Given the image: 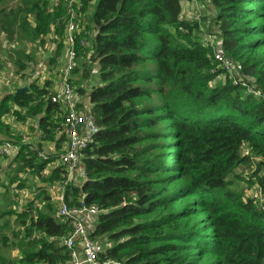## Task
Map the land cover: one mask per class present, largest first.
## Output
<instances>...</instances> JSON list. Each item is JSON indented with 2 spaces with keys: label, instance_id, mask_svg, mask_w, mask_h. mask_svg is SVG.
I'll return each mask as SVG.
<instances>
[{
  "label": "trees",
  "instance_id": "trees-1",
  "mask_svg": "<svg viewBox=\"0 0 264 264\" xmlns=\"http://www.w3.org/2000/svg\"><path fill=\"white\" fill-rule=\"evenodd\" d=\"M90 1L81 0L78 13H85ZM201 1L212 6L219 50L238 63L262 97L248 95L250 83L233 85L228 77L211 86L220 71L197 21L182 17L183 0H95L88 19L93 37H83L87 48L79 47L83 39L74 36L76 57L88 53L90 65L76 66L70 76L92 81L88 91L78 86L76 93L86 100L99 130L84 151V181L66 188L64 198L70 207L81 198L97 207L88 232L103 247L100 259L264 264V212L243 202L227 179L246 163L243 146L264 166V0ZM47 3L23 0L24 7H18L33 24L0 9V35L11 40L19 34L41 43L55 23L61 34L63 0L53 17L44 12ZM49 87L47 82L40 88L32 84L8 100L37 118L43 141L59 133L54 154L44 153L42 145L13 143L19 147L13 158L16 175L27 171L43 185H56L63 175L57 162L65 138L61 112L46 99ZM8 113L19 119L1 105L0 137L11 136L1 120ZM259 184L264 188V179ZM37 191L20 213L0 211L20 227L11 233L20 256H0V264L69 261L62 242L70 224L56 217L58 207L44 186ZM9 222L0 223V231H8ZM9 244L2 234V246Z\"/></svg>",
  "mask_w": 264,
  "mask_h": 264
},
{
  "label": "rangeland",
  "instance_id": "rangeland-1",
  "mask_svg": "<svg viewBox=\"0 0 264 264\" xmlns=\"http://www.w3.org/2000/svg\"><path fill=\"white\" fill-rule=\"evenodd\" d=\"M49 1L50 0H48L44 12L46 15H51L53 17L55 12H48ZM195 1L198 2L197 11L200 18L197 23L202 30V40L205 43L207 40L212 42L213 47L219 49L221 39L211 20L213 12L212 6L207 1ZM185 2H183V13L187 15L186 18L190 20L195 15L190 9L192 0H186ZM94 4L95 0H91L85 13H77V18L73 25L76 39L77 37L84 39L83 37L85 36L88 39L93 37L88 19L93 11ZM186 4H188V10H184ZM20 6L22 8L24 7L23 0H3V3L0 4V9H3L5 13L13 11L21 18H25L23 14L17 12ZM182 17L184 16L182 15ZM26 20L33 24L32 18L28 17ZM57 26L58 24L56 23L49 25L48 33L41 43L26 40L19 34H15L11 40H8L4 34L0 35V106L2 105L9 111L17 112L19 117L18 119L16 115H12L11 113L5 114L2 117L1 120L7 127L8 133H10L11 136H3L0 138V141H11L19 145H32L34 147L42 145V150L46 154L55 153V140L59 138V133L53 136V140L43 141L41 133L38 130L37 118L27 117L25 112L19 111L9 102L8 97L20 89L31 88L32 84L40 88L43 83L47 82L52 88L61 77L65 63V52L68 47L64 44L65 33L63 29L61 30V34H58L56 32ZM16 29L17 28H14L13 31H16ZM88 55V53L82 56L77 55L74 68L76 66L79 68L81 64H87ZM26 56L29 57V59H26ZM22 67H24V69H22ZM91 69H93L91 71V74H93L92 76L96 75V66L92 65ZM234 77H238V74L235 73ZM70 79L71 84L72 81L75 83L74 85L72 84L75 90L78 86L82 87L85 91L91 88L92 81L88 80L84 82L80 79V75H72ZM4 81L10 83L9 89L3 84ZM215 84H221L219 78L212 82L211 86ZM77 98L82 105L86 104V100L83 96L77 94ZM60 122H57V124L60 125ZM245 149L246 146H243L242 158L246 159V163L239 164V168L236 169L232 175L228 176L227 179L230 183L229 188L240 195L243 202L250 203L259 211L264 212V188L259 184V180L264 179V166L259 165L260 158L258 156L250 154V152H248L249 150L247 149V151H245ZM58 154H61V151L58 152ZM15 166L12 158L0 157L1 212L20 213L28 204V200H32L38 195L37 189L41 186H44L50 201L57 207L54 197L55 184L43 185L27 171L16 175ZM6 219L10 220V222L7 223V225H9V230L1 229L0 231V256L5 259L14 260L17 259L20 254L18 248L15 246L14 235H11V233L18 232L20 227L13 222V217L8 215L0 216V223L3 225ZM87 229L90 231L92 227L87 225ZM2 234L8 237L10 243L8 248L2 246Z\"/></svg>",
  "mask_w": 264,
  "mask_h": 264
},
{
  "label": "built area",
  "instance_id": "built-area-1",
  "mask_svg": "<svg viewBox=\"0 0 264 264\" xmlns=\"http://www.w3.org/2000/svg\"><path fill=\"white\" fill-rule=\"evenodd\" d=\"M186 0H183L185 2ZM182 2V5H183ZM59 0H50L48 4V12L52 13L58 6ZM63 6L66 15V22L63 26L65 33L64 44L68 47L65 52V63L61 77L58 79L56 88H49L46 99L54 105H57L61 112V125L65 142L61 149V154L57 162V166L62 167V179L55 185L54 197L57 204L56 217L70 224L71 232L68 237L63 240L62 245L68 253L69 261L66 264H119L117 261L110 259H100L102 252L101 247L90 239L87 225H92L95 216L99 213L95 205L87 206L81 198L78 206H68L65 202V190L68 187H77L85 179V169L82 164L84 151L93 142V136L98 132V127L91 114L87 104L82 105L77 98L75 88L70 83V74L74 68L76 53L74 50L75 29L74 22L77 13L82 6L81 0H63ZM191 11L195 14L192 19L198 21V2L192 0ZM201 9V6H200ZM58 27V26H57ZM209 39V38H208ZM87 45L86 40L79 42L82 49ZM213 53V61L216 62V70L220 71L217 77L223 83L225 78H229L233 85L247 84V93L253 98L262 97L263 93L259 87L250 81L249 77L241 71L238 63L232 61L224 55L219 49H215L212 42L206 41ZM235 73L238 77H234ZM216 78V79H217ZM3 84L7 89L10 83L4 81ZM19 152V147L13 142H0V157L14 158ZM44 153L39 154V158H43Z\"/></svg>",
  "mask_w": 264,
  "mask_h": 264
},
{
  "label": "crops",
  "instance_id": "crops-1",
  "mask_svg": "<svg viewBox=\"0 0 264 264\" xmlns=\"http://www.w3.org/2000/svg\"><path fill=\"white\" fill-rule=\"evenodd\" d=\"M186 3V2H185ZM182 8H183V5H182ZM188 4H186L185 5V7H184V10H188ZM183 16H184V18H186L187 17V15H185L184 13H183ZM58 82V81H57ZM57 82L55 83V85H53V87L52 88H56V84H57ZM49 88H51V86L49 87ZM1 138V137H0ZM89 225H90V221H89Z\"/></svg>",
  "mask_w": 264,
  "mask_h": 264
},
{
  "label": "water",
  "instance_id": "water-1",
  "mask_svg": "<svg viewBox=\"0 0 264 264\" xmlns=\"http://www.w3.org/2000/svg\"><path fill=\"white\" fill-rule=\"evenodd\" d=\"M27 91H28V88H23V89H20V90L16 91V94L24 93V92H27Z\"/></svg>",
  "mask_w": 264,
  "mask_h": 264
}]
</instances>
